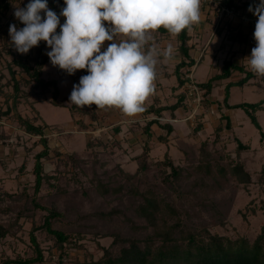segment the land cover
<instances>
[{
    "label": "rangeland",
    "instance_id": "1",
    "mask_svg": "<svg viewBox=\"0 0 264 264\" xmlns=\"http://www.w3.org/2000/svg\"><path fill=\"white\" fill-rule=\"evenodd\" d=\"M250 1L253 0H236L239 4ZM29 2L30 0H12L10 9L0 18L1 111L7 110V95L14 91L9 65L14 66L12 62L16 57L26 56L17 52L12 46L9 26L14 24L17 30L24 27L15 17L14 11L17 7H26ZM47 3L49 9L54 12L65 7L63 0H47ZM259 3L260 0H255V6ZM245 14L247 15V11L227 14L220 9L218 1L201 0L200 23H204L205 29L201 33L199 27L201 28L202 24H197L198 28L192 31V37L195 42L193 47L199 52L198 59L201 60L204 53L206 56L198 66L196 64L197 68L191 69L190 73L193 78L195 75L196 82H200L199 84L207 82L214 75V70L221 72L224 61L229 59L237 65L244 64L248 71H252L247 57H250L251 49L256 45L250 43L248 47H244L238 43L235 45L229 39L230 32L241 27L242 16ZM41 15L43 17L44 13L42 12ZM205 17L208 18L207 21H204ZM154 35L159 37L156 32L153 33ZM164 38L171 44L178 40V36L173 37L169 34L166 37L162 36L159 41H164ZM251 38L254 41L252 36ZM233 46L237 49L235 50ZM243 48L245 52L241 51ZM34 54L35 49L32 48V55ZM212 59H214L213 64ZM15 70L16 79L21 83V103L18 111L35 125L45 128L50 148L49 157L44 159L43 163L45 174L53 176L54 179L44 183L38 203L63 213L64 218L55 221L54 228L75 235V242L82 245L80 248L68 247L69 255L60 257L59 262L60 252L54 246L55 241L47 233L37 232L46 258L43 264L97 261L104 254L102 248H109L113 242V238L108 236L111 232L117 231L122 235L134 237H142L150 232V229L133 232L122 218L104 221L92 216L95 213L119 208L136 219L133 208L139 203V199L128 194L127 188L119 193H115L114 189L125 180L118 164H122L123 170L128 172L136 171L137 164L131 155L137 154L138 150L124 149L127 144L124 142L125 133L119 135L122 148L113 145L115 135L112 132L117 127L119 118L115 114L114 117L107 116L109 108L98 109L95 105L80 108L70 103L73 85L79 84L80 78L87 74L77 70L69 75L58 66L52 65L49 60L43 70V78L58 81L60 94L57 101L63 103L59 107L53 103V88L42 92L34 82L27 83L26 74L18 68ZM187 71L189 70L186 69L185 72L188 73ZM243 77V74L234 73L231 81L237 82ZM250 81L253 82L243 87L231 88L232 103H255L264 98V77L256 74ZM226 83H214L215 87L209 96L210 100L215 101L213 105L203 101L204 103L197 107L193 114L192 110H187L190 113L189 117L193 116L191 119L189 117L186 119L190 121V133L187 139L189 146L186 147L189 156L185 159L184 154L179 151L178 141L172 143L173 155H169L174 159V163L182 159L180 165L184 166V172L179 181L170 179L166 182L164 177L170 173V170L163 165H155L152 172L147 175V179L141 181L140 185L142 190L153 185L157 198L173 202L182 214L190 213L189 219L192 221H189L193 224L195 222L198 225H205L214 234L233 239L244 237L253 240L261 233L264 226V184L259 181V174L264 166V139L242 109L229 110L232 119L229 116L230 127L227 126V115L223 107ZM219 100L222 102V108L217 104ZM82 109L94 112L98 118L101 116L106 128L102 131L84 128L83 126L92 124L93 115L91 113L84 115ZM257 113L258 121L264 131V111ZM197 127L201 128L195 131ZM40 138L26 133L13 114L0 120V223L10 224L13 228L12 234L0 240V264L6 258L15 259L18 256L25 258L32 254L30 232L33 224L42 223L46 215L45 212L36 209L32 201L35 186L33 174L35 156L44 149ZM94 140L103 143L96 145ZM237 140L249 149L240 151ZM90 143L95 145L91 146ZM162 149L165 147L154 146L152 156L158 157ZM160 157L163 160L164 154ZM236 162H242L251 174L250 184H239L230 174L222 179L223 177L217 175L219 173L216 169L211 176L218 177V181L195 170V167L201 163H218L227 167ZM96 177L97 180L108 182L110 193L100 194ZM7 194L14 196L9 197ZM211 208L218 209L220 213L212 216L209 211ZM161 223L162 220L159 221V225Z\"/></svg>",
    "mask_w": 264,
    "mask_h": 264
},
{
    "label": "trees",
    "instance_id": "2",
    "mask_svg": "<svg viewBox=\"0 0 264 264\" xmlns=\"http://www.w3.org/2000/svg\"><path fill=\"white\" fill-rule=\"evenodd\" d=\"M220 5V9L227 8L235 11H247L249 18L256 17L250 12L249 6L255 8V0L244 3H237L236 0H216ZM12 0H0V18L10 9ZM63 9V8H62ZM61 10L57 11V15L60 18V24L65 22V18L60 16ZM107 24V22H105ZM60 32V27L57 28V33ZM157 34L167 36L169 33L160 28L156 31ZM229 39L233 43H246L249 41L248 34H245L241 27L238 30L230 32ZM191 40L189 30L185 29L178 35V41L181 43L179 50L183 56L181 62L176 66L174 74L178 79V89H183L185 85V70L193 67L196 61L190 56V52L193 49L192 46H188L187 42ZM109 42H105V47ZM256 43V42H255ZM35 49L34 56L32 55V49L26 54V56H18L13 60L14 66H10V73L12 74L13 81V93L7 95L6 103L7 110H0V120L3 117L13 114L18 124L24 129V131L30 135L40 136V143L44 149L35 156V164L33 174L35 175V186L33 195V205L36 209L46 213L42 223H34L30 232V242L33 252L31 255L25 258L18 256L15 259L6 258L1 264H43L46 260L44 251L41 248V244L37 237V232H45L51 237L55 244L54 246L60 252V257H66L68 254V247L77 246L75 242V235L66 234L65 232L55 229L53 224L55 221L64 218V214L54 208H48L38 203L39 193L44 183L54 179L53 176L45 174L43 160L49 157L50 148L46 138V130L44 127L35 125L30 119L24 118L18 111V106L21 103V83L16 79L15 69L18 68L22 73L28 76L27 83H35V86L42 92L49 91L53 88L52 97L55 106H62V102H58L59 97V85L57 80H45L43 78V70L48 64L50 58L46 54L51 49L47 46L46 42L41 41L38 46L33 47ZM103 51V49H102ZM15 68V69H14ZM87 73V70H82ZM239 72L244 75L241 80L237 82L229 81L224 88V100L222 102L217 101L219 108L225 107L227 109H242L246 112L252 124L259 131L261 138L264 139V131L260 122L258 121L257 112L264 111V98L255 103H241L236 105L229 104L230 92L232 87H243L248 84L250 80L255 78L252 71L246 70L244 66L235 64L232 60L224 61L221 68V72L213 76L208 82L201 83L200 86L205 89V100L209 104L215 103L209 99L212 91L215 87L214 82L218 80L231 79L232 75ZM203 102V103H204ZM179 108H184L186 111L189 109L186 104V94L183 90L177 96V102L171 106H165L157 108L155 106L150 107L144 113H155L161 115L165 110H170L172 113ZM83 114L87 115L91 113L92 124L83 126L86 129L96 131L102 127V118L97 117L94 112L90 110L82 109ZM158 121V120H157ZM227 126L230 127V118L226 116ZM153 120L148 122L144 128L147 140L142 148V152L133 158L137 163V169L134 172H128L123 170L121 165L118 164V168L124 174L125 180L119 183L114 189L115 193H119L124 188H127V193L138 198L139 203L135 206L134 215L135 218L129 216L124 210L119 208H113L106 212H99L92 214L104 221H112L122 218L125 224L130 227L133 232H138L143 229L151 230L144 234L142 237L125 236L119 232H111L108 236L113 238V242L109 248H102L104 254L97 260H91L90 262H77V264H264V226L261 233L253 240L248 238H229L228 236L214 234L205 225H198L189 220L190 213L182 214V212L174 206L173 202H167L164 199L157 198L154 186H150L145 190L141 189V181L147 179V175L152 172V168L155 165H163L170 170L168 175H165L164 179L169 182L170 179L179 181L184 172V166L175 164L173 159L168 153L165 154L164 159L161 161H153L151 159V146L149 140L152 137L150 131ZM160 126L167 131L166 136H160V142H168V136L173 131V126L169 124H160ZM201 127H197L195 131H198ZM119 131V129H117ZM96 145H101L103 142L94 140ZM238 149L247 150L248 146L244 145L240 140H237ZM91 146L95 145L90 143ZM113 145L121 148V143L113 141ZM189 144L186 145L188 147ZM183 148L185 159L189 150ZM214 169L219 173V177L226 178L227 174H230L233 179L239 184H250L252 176L245 165L242 162H236L234 165L227 167L219 165L218 163H205L199 164L195 167L198 173L213 177L217 180L218 177L211 176ZM126 171V172H125ZM165 172V171H164ZM166 174V172H165ZM98 191L101 195H107L110 193L108 188V182L104 180H97ZM259 181L264 184V166L259 174ZM13 197L12 194L8 195ZM210 214L216 215L218 209L211 208ZM255 213V212H254ZM162 220L161 225L159 221ZM141 222V224H140ZM13 233L12 225H4L0 223V240ZM81 239V238H79ZM82 240V239H81Z\"/></svg>",
    "mask_w": 264,
    "mask_h": 264
},
{
    "label": "clouds",
    "instance_id": "3",
    "mask_svg": "<svg viewBox=\"0 0 264 264\" xmlns=\"http://www.w3.org/2000/svg\"><path fill=\"white\" fill-rule=\"evenodd\" d=\"M64 4L62 25L47 0L17 7L14 15L24 27L9 26L12 46L27 54L46 42L52 65L69 75L87 70L73 85L70 103L116 108L128 117L145 111L146 100L154 94L159 57L168 61L175 54L171 43L162 51L150 44L153 33L163 28L176 37L201 20V0H64ZM248 10L258 19L256 46L247 60L250 69L264 77V0Z\"/></svg>",
    "mask_w": 264,
    "mask_h": 264
},
{
    "label": "crops",
    "instance_id": "4",
    "mask_svg": "<svg viewBox=\"0 0 264 264\" xmlns=\"http://www.w3.org/2000/svg\"><path fill=\"white\" fill-rule=\"evenodd\" d=\"M207 19L208 18L204 19V21L205 20L207 21ZM201 24H202V26H201V28L199 27V30L202 33L203 30L205 29V27H204L203 22L200 23V25ZM241 24L240 25H241L243 32L245 34H248L250 39L246 43H238V44H241L244 47H248V45L250 43L256 45L255 40L253 41V39L251 38V36L254 38V36H253L254 32H253V28L251 27L250 23L241 22ZM232 26H234V24ZM196 27L198 28L197 25H193L191 30H189V35L191 36V40L187 42L188 46L193 47V44L195 43L194 39L192 37L193 36L192 31ZM161 37H162V35H160V34H159V37L154 35L153 40L150 42V44H155L158 47V49L163 50L166 48L168 43H171V42H168V40H165L166 38H164V41H162V40L159 41V39H161ZM198 37H200V36H198ZM234 44L236 45L237 43H234ZM172 45L175 49V54H174L173 59L165 61L163 56H162V58H160L161 56L159 57L160 63H158L157 67H156L157 78L155 80V92L153 95H151L146 100V102L144 104L145 111L148 110L152 106L160 108V107L171 106V105L175 104L177 102V96L182 92L181 91L182 89H178V79H177L176 75L174 74L176 66L183 59V56L179 50V46L181 45V43L177 40ZM253 47H255V46H253ZM233 48H234V46H233ZM241 51L245 52V48L241 49ZM198 54H199V52H197L193 47V49L190 52V56L196 61L197 66H198V64L201 63L200 61H202V59L206 56L205 53L202 54V57L200 58L201 60H199ZM247 54H249V52H247ZM213 60L214 59H212V64H213ZM196 64L193 67L197 68ZM245 65H247V62H245ZM241 66H244V64H242ZM244 67L246 68V70H248L246 66H244ZM221 68H222V66H221ZM217 71L218 70H214L213 76L220 73ZM195 72H194V74H195ZM236 73H239V72H236ZM239 74H241V73H239ZM194 79H195V75H194ZM231 80L232 79L222 80V81L218 80L215 82L222 84L224 82L228 83ZM252 82L250 81L248 84H251ZM202 83H206V82H202ZM230 98H231V92H230ZM230 98H229V104L230 105H236L237 103H232ZM238 104H241V103H238ZM115 109L116 108H109L110 111H108L106 113L107 116L111 115V117H114L116 115L119 118V121L116 124L117 127L112 132L115 135V138L113 141L120 142L121 146H123L121 139L119 138V135H124V133H125L124 142H126L127 144L125 145L124 149H127V151H130L131 149H136V151L138 150L137 154H135L133 156L131 155L132 159L142 152V148L145 144V141L148 139L146 136V133L144 132V128L146 127L148 122H151L153 120H156V122L152 123L151 129H150V131L152 133V137L149 140V144L151 146V154H150L151 159L153 161H161L162 158L160 157V155L164 154V156H165L166 152H169V155H173L172 143H174V141H178L177 142L178 149L182 154H184L183 148L186 147V145L188 144L187 139H188V135L190 133V127H189L190 121L186 120L187 117H189L190 113H188L184 108H179L178 110H176L173 113L170 110H165L161 113V115H156L155 113L145 114L144 113L145 111H143L142 113L136 114L135 116H132V117H128V116L124 115L119 109L115 111ZM229 110H232V109L225 108V110H224L225 115L231 117V115L229 114ZM231 119H232V117H231ZM104 120H105V118H104ZM124 124H126V125H124ZM128 124H131V125L128 126ZM160 124H162V125L169 124V125L173 126V131L168 136V142H166V143L160 142V140H159L160 136H166L167 135V131L165 129H163L160 126ZM119 125H121V126H119ZM122 125H124V126H122ZM105 128L106 127L104 126V122H102V127L99 128V131H102ZM117 129H119V131H117ZM186 132L188 134H185ZM181 134H183V135L185 134L184 135L185 137L182 136ZM186 135H187V137H186ZM154 146H156L157 148H159V146L160 147L162 146V148L165 147V149H162V152H161V154L158 155V157L152 156V154L154 152L153 151ZM134 162L136 163V161H134ZM180 162H182V159H180L175 164H180Z\"/></svg>",
    "mask_w": 264,
    "mask_h": 264
},
{
    "label": "built area",
    "instance_id": "5",
    "mask_svg": "<svg viewBox=\"0 0 264 264\" xmlns=\"http://www.w3.org/2000/svg\"><path fill=\"white\" fill-rule=\"evenodd\" d=\"M222 11L230 14V12H232V14L235 13V10H230L227 8H222ZM242 21L243 22H247L251 24V27L253 28V32L255 30V24L257 22V17L254 18H249L246 14L242 16ZM253 25V26H252ZM193 67H191L190 69L188 68L189 71H187L188 73H186L185 75V85L183 87L184 92L186 94V104L188 106V108L190 110H192V114L195 112V109L197 107H200L201 104L203 103V101L205 100V89H203L200 84L198 82H196V80L193 78V76L191 75V69ZM193 118L189 117V119Z\"/></svg>",
    "mask_w": 264,
    "mask_h": 264
},
{
    "label": "water",
    "instance_id": "6",
    "mask_svg": "<svg viewBox=\"0 0 264 264\" xmlns=\"http://www.w3.org/2000/svg\"><path fill=\"white\" fill-rule=\"evenodd\" d=\"M64 1V0H63Z\"/></svg>",
    "mask_w": 264,
    "mask_h": 264
}]
</instances>
